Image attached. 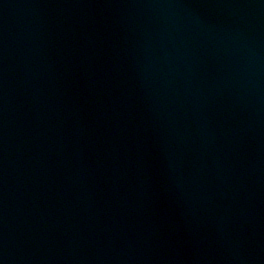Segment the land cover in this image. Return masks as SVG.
Returning <instances> with one entry per match:
<instances>
[{"label":"water","instance_id":"95a60500","mask_svg":"<svg viewBox=\"0 0 264 264\" xmlns=\"http://www.w3.org/2000/svg\"><path fill=\"white\" fill-rule=\"evenodd\" d=\"M0 264H264V0H0Z\"/></svg>","mask_w":264,"mask_h":264}]
</instances>
